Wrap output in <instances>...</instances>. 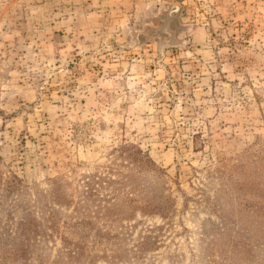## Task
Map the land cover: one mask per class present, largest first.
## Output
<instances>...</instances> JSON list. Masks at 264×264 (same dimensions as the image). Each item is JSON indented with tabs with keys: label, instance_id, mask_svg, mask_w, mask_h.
Masks as SVG:
<instances>
[{
	"label": "rangeland",
	"instance_id": "1",
	"mask_svg": "<svg viewBox=\"0 0 264 264\" xmlns=\"http://www.w3.org/2000/svg\"><path fill=\"white\" fill-rule=\"evenodd\" d=\"M0 264H264V0H0Z\"/></svg>",
	"mask_w": 264,
	"mask_h": 264
},
{
	"label": "water",
	"instance_id": "2",
	"mask_svg": "<svg viewBox=\"0 0 264 264\" xmlns=\"http://www.w3.org/2000/svg\"><path fill=\"white\" fill-rule=\"evenodd\" d=\"M178 10H179L178 6H176V5L173 6L170 10L169 15L162 18L163 22H166V23H168L169 21H170V23L174 22L176 19V15H177ZM170 15L172 16L171 18H170Z\"/></svg>",
	"mask_w": 264,
	"mask_h": 264
},
{
	"label": "bare ground",
	"instance_id": "3",
	"mask_svg": "<svg viewBox=\"0 0 264 264\" xmlns=\"http://www.w3.org/2000/svg\"><path fill=\"white\" fill-rule=\"evenodd\" d=\"M172 16L170 15V18H171Z\"/></svg>",
	"mask_w": 264,
	"mask_h": 264
}]
</instances>
